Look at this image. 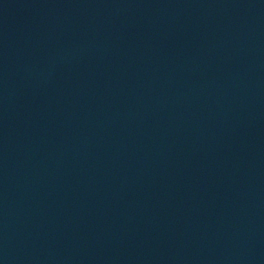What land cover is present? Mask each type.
I'll use <instances>...</instances> for the list:
<instances>
[{
    "label": "water",
    "instance_id": "1",
    "mask_svg": "<svg viewBox=\"0 0 264 264\" xmlns=\"http://www.w3.org/2000/svg\"><path fill=\"white\" fill-rule=\"evenodd\" d=\"M0 264H264V0H0Z\"/></svg>",
    "mask_w": 264,
    "mask_h": 264
}]
</instances>
